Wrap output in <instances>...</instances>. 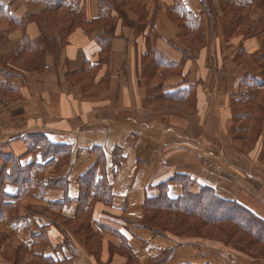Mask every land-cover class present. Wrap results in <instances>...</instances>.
<instances>
[{
    "label": "crops",
    "instance_id": "obj_1",
    "mask_svg": "<svg viewBox=\"0 0 264 264\" xmlns=\"http://www.w3.org/2000/svg\"><path fill=\"white\" fill-rule=\"evenodd\" d=\"M51 2L0 0V264H264L256 240L141 225L165 183L264 223L261 141L233 138L231 101L264 77V0ZM90 170L110 198L81 213Z\"/></svg>",
    "mask_w": 264,
    "mask_h": 264
},
{
    "label": "trees",
    "instance_id": "obj_2",
    "mask_svg": "<svg viewBox=\"0 0 264 264\" xmlns=\"http://www.w3.org/2000/svg\"><path fill=\"white\" fill-rule=\"evenodd\" d=\"M64 0H53V7H60ZM229 3H234L237 0H228ZM247 1V0H246ZM45 37L47 35L45 34ZM264 71V68H263ZM261 78H251L244 77L239 87L249 89L247 94L253 95L257 90L263 89L264 86L261 84ZM240 89V90H241ZM240 94L243 91L239 92ZM238 93V94H239ZM252 97V96H251ZM241 98L239 95L232 96V104H233V112L235 124L233 126L232 132L233 135L241 136L244 134L248 127L247 125L242 126L241 117L244 119L250 118L252 112L251 109H248L246 112H236L235 106L236 104L245 105L248 104L249 101H239ZM251 99V98H250ZM249 98L247 100H250ZM263 110V108H261ZM245 138V137H243ZM94 170H90L86 173L79 181L80 185V199L78 203V208L81 213H85L88 209H85L86 203L91 193H97V188L94 186ZM174 180L170 181L173 182ZM100 184L104 182H99ZM105 186V193H101L102 200L105 202L109 201L110 194ZM166 183L161 186L160 195L151 200H147L143 209L145 211V217L141 223L144 228L149 230H161L168 231V227L166 226L167 221L161 218V215L167 214H176L181 216V219L189 218L196 219L201 224L200 225H212L218 226L221 224H230L235 226L236 229L242 232H246L249 236L253 238L249 239L256 240L261 242L264 245V223L257 220L253 217L248 211L243 209L242 207L229 203L223 200L216 198L213 194V190L208 187H202L198 190L197 193H190L188 190H185L182 197L177 200H170L167 198L165 193ZM260 225V226H259Z\"/></svg>",
    "mask_w": 264,
    "mask_h": 264
},
{
    "label": "rangeland",
    "instance_id": "obj_3",
    "mask_svg": "<svg viewBox=\"0 0 264 264\" xmlns=\"http://www.w3.org/2000/svg\"><path fill=\"white\" fill-rule=\"evenodd\" d=\"M261 84L264 86V78L261 79ZM241 89V88H240ZM234 94L239 95L241 98L239 101H249L248 104L245 105H239L236 104L235 111L239 112H246L248 109H251L252 114L254 115V121L252 122V125H250L249 118L244 119L240 118L242 121V126L247 125L248 130L242 134L241 136L233 135V138L237 139H244L249 138L250 136V129L252 127V130H254L251 134V137H256L261 141V149L259 153H264V88L257 90L253 95H250L247 92L249 89L242 88L241 90ZM240 91H243V93H239ZM247 91V92H246ZM239 93V94H238ZM252 96V97H251ZM250 100H247V99ZM232 101V99H231ZM260 104H263L262 106H259ZM263 108V110L261 109ZM257 114V116H255ZM249 135V136H248ZM248 143V142H247ZM259 149V147H258ZM98 189L97 194L99 192L105 193V186L103 183L99 184L98 187H95ZM176 214H167V215H161L162 219H165L167 221L166 226L168 227V231H161V230H155L154 232L158 233V235L163 236H173L177 237L183 240H204L206 242H209L211 244H214L215 246L219 244H232V245H253V242H249V236L247 235H240V232L238 229L235 228V226L230 224H221L218 226H212V225H200L201 223L192 218H185L181 219L182 217ZM260 226V225H259ZM83 228V235L82 240L86 241V239H91L87 233V225L83 222L82 224ZM264 228V227H263ZM93 239V238H92ZM94 241H97L96 238H94ZM247 242V244H246Z\"/></svg>",
    "mask_w": 264,
    "mask_h": 264
}]
</instances>
